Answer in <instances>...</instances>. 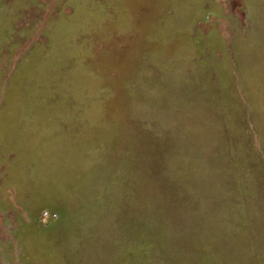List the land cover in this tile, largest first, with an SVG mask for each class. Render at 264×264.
Here are the masks:
<instances>
[{
    "label": "rangeland",
    "instance_id": "374dc122",
    "mask_svg": "<svg viewBox=\"0 0 264 264\" xmlns=\"http://www.w3.org/2000/svg\"><path fill=\"white\" fill-rule=\"evenodd\" d=\"M0 264H264V0H0Z\"/></svg>",
    "mask_w": 264,
    "mask_h": 264
}]
</instances>
